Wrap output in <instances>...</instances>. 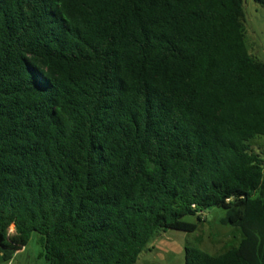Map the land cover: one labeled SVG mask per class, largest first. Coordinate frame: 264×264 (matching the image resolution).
I'll list each match as a JSON object with an SVG mask.
<instances>
[{
  "label": "trees",
  "instance_id": "obj_1",
  "mask_svg": "<svg viewBox=\"0 0 264 264\" xmlns=\"http://www.w3.org/2000/svg\"><path fill=\"white\" fill-rule=\"evenodd\" d=\"M264 8V0H253ZM246 0H0V264H137L210 208L186 264H264V62Z\"/></svg>",
  "mask_w": 264,
  "mask_h": 264
},
{
  "label": "rangeland",
  "instance_id": "obj_2",
  "mask_svg": "<svg viewBox=\"0 0 264 264\" xmlns=\"http://www.w3.org/2000/svg\"><path fill=\"white\" fill-rule=\"evenodd\" d=\"M245 19V39L248 50L255 59L264 62V8L257 5L253 0H246ZM252 145L257 150L264 148L263 144L256 141L252 142ZM202 213L203 222H199L197 216H187L185 218V221L198 225L197 230L194 232L160 231V234L149 245V249H152V251L145 252L138 264H186L185 248L187 246L199 247L205 251L207 250L205 245L209 238L217 240L223 232L231 233V238L223 253L240 243L241 231L238 228L224 226L221 223L226 215L225 209L214 207ZM38 237V234H33L28 246L16 254V259L11 264H48L45 257H41L44 251L38 242Z\"/></svg>",
  "mask_w": 264,
  "mask_h": 264
},
{
  "label": "crops",
  "instance_id": "obj_3",
  "mask_svg": "<svg viewBox=\"0 0 264 264\" xmlns=\"http://www.w3.org/2000/svg\"><path fill=\"white\" fill-rule=\"evenodd\" d=\"M262 139V140H261ZM259 142V143H261V144H263L264 145V138H260V139H256V140H254V141H252V142ZM223 225V224H222ZM224 226H226V225H224ZM231 238V233L230 232H223V233H221V236L217 239V240H213V239H211V238H209V240H208V242H207V244L205 245V248L207 249V250H209V251H207V250H205L207 253H209V254H211V255H214V256H218V255H220V254H223V252H224V249H225V246H226V244L229 242V239ZM237 246H239V244L237 245ZM236 246V247H237ZM197 248H199V247H197ZM233 248H235V247H233ZM199 249H201V248H199ZM202 250V249H201ZM22 251V250H21ZM149 252H151L152 251V249H149L148 250ZM148 251H146V252H148ZM204 251V250H203ZM20 252V251H19ZM145 253V252H144ZM143 253V254H144ZM142 254V255H143ZM142 255H141V257H142ZM141 257H140V259H141ZM140 259L138 260V262H137V264L138 263H140ZM11 264V263H10Z\"/></svg>",
  "mask_w": 264,
  "mask_h": 264
},
{
  "label": "built area",
  "instance_id": "obj_4",
  "mask_svg": "<svg viewBox=\"0 0 264 264\" xmlns=\"http://www.w3.org/2000/svg\"><path fill=\"white\" fill-rule=\"evenodd\" d=\"M263 156H264V155H263ZM202 215H203V213L200 214V216H202Z\"/></svg>",
  "mask_w": 264,
  "mask_h": 264
}]
</instances>
